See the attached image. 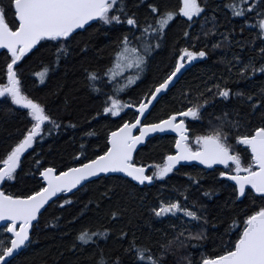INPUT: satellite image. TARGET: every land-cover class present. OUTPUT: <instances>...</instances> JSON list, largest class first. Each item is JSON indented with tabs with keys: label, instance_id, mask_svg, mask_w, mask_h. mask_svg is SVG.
<instances>
[{
	"label": "trees",
	"instance_id": "1",
	"mask_svg": "<svg viewBox=\"0 0 264 264\" xmlns=\"http://www.w3.org/2000/svg\"><path fill=\"white\" fill-rule=\"evenodd\" d=\"M205 2L206 10L192 21L180 14L170 22L160 40L161 46L150 54L140 79L127 87H123L125 80L119 81L123 91L114 92L111 78L106 76L98 82L101 91H95L90 87L85 69L103 72L111 66L119 38L123 33L131 34L135 30V26L126 22L115 26L93 23L86 30L77 32L69 42V51L60 58L58 65L55 60L59 45L55 41H41L27 53L15 66L22 91L44 104L60 127L45 122L43 139H37L22 154L16 178H6L1 188L8 194H30L44 185L40 176L43 168L55 167L64 171L106 151L109 133L125 120H132L138 112V108L126 107L118 116L104 113L103 107L111 102L108 98L114 97L129 105L144 100L150 90H154L153 86L172 70L179 50L184 47L196 51L204 49L208 55L186 68L175 86L156 103L145 122H158L171 112L188 107L189 101L192 104L203 103L206 98L209 104L203 106L201 116L186 119L190 142L220 126L223 114L227 112L229 119L241 121L240 130L231 132L229 143L234 152L241 155L242 164L246 166L250 162V152L243 145H237L235 137L259 126L264 109L257 105L253 112L251 105L260 98V90L264 89V73L257 71L252 75H242L240 68L250 59L254 60L257 68L264 63L260 54V49L264 48V36L258 35V18L253 13L247 17L232 15L226 7L231 0H201V3ZM3 3L7 5L8 0H3ZM181 3L182 0H126V11L134 14L143 28L146 23L155 26V14L149 8L150 4H156L163 12L166 9L178 11ZM8 21L10 25L15 23L11 11L8 12ZM186 31L190 34L188 37L184 36ZM136 35L139 36V31ZM156 42L151 38L153 45ZM9 61L10 53L0 52V84L7 83L6 66ZM46 68L49 71L42 82L36 74ZM135 74V68L122 70L124 76ZM216 85L228 87L232 95L228 99L218 96L213 99ZM209 88L211 92L206 91ZM199 93H204V97L200 98ZM237 93H244V96ZM253 93V100L248 101L247 95ZM32 123L26 108L15 105L7 94L0 97V161L23 138ZM175 140L173 135L150 139L138 150L134 162L149 166L148 173L151 174L155 171L152 165L163 164L164 158L175 152ZM232 168L234 170V164ZM224 170L182 165L167 177L155 179L151 185H139L119 175L93 180L70 195L60 196L42 212L32 229L31 244L12 260V264H97L99 249L104 250L109 261L119 256L122 264H136L134 253H125L133 238L158 252L159 244L181 229L185 234L203 230L204 239L176 247L165 264H187L186 257L193 264H198L202 253H219L225 242L235 239L228 230L234 218L243 217L242 209L252 208L253 200L257 206L264 203L253 192L237 200L234 184L219 176V172ZM209 190L212 194L205 196ZM185 198L186 206L193 207V210L203 209L200 214H206L207 223L203 220L189 223L191 218L180 215L156 217L152 212L161 200L179 199L183 204ZM113 211H118L119 216L113 217ZM104 228L111 229L106 237H97L96 244L81 247L77 240L80 231ZM232 231H235L234 226ZM121 232L127 235L122 237ZM4 238L5 233L0 232V239ZM8 238L10 241L9 234ZM73 244L77 247L73 248Z\"/></svg>",
	"mask_w": 264,
	"mask_h": 264
},
{
	"label": "snow or ice",
	"instance_id": "2",
	"mask_svg": "<svg viewBox=\"0 0 264 264\" xmlns=\"http://www.w3.org/2000/svg\"><path fill=\"white\" fill-rule=\"evenodd\" d=\"M233 16L247 17L253 13L258 18L256 27L258 35L264 36V0H231L226 5ZM126 0H8V4L0 0V48L6 49L10 53V61L7 63V83L0 84V97H10L15 105L23 106L28 110V115L33 123L27 130L23 138L16 143L6 157L0 161V181L14 180L18 167L21 165L22 154L30 149L37 139H43V126L49 122L52 126L59 128L60 125L48 114L44 104L36 99L30 98L22 91L21 79L16 71L17 63L41 41H55L59 47L56 49L55 63H60V58L69 51V42L76 35L78 30H86V26L92 23H101L104 26H115L126 22L127 25L135 26V30L123 33L119 38L116 51L112 54L111 66L101 72L99 69L89 71L85 69L90 87L99 92L97 86L102 77H110L113 91H123L127 87L136 83L140 79V74L150 59V54L159 48L160 40L166 34V29L170 22L182 14L192 21L194 17L201 15L206 10V2L201 0H182L177 10H164L161 12L156 4H150L149 8L155 14L154 25L146 23L140 27L134 14L126 11ZM259 9V11H257ZM11 11L15 20L14 24L8 21V12ZM250 23V21L246 20ZM191 25H189L190 27ZM139 31V36L136 35ZM243 31V29H241ZM154 34V37H153ZM190 34L186 31L184 36ZM151 38L157 42L151 43ZM87 44H85V49ZM261 58H264V48L260 49ZM208 55L207 51H198L191 47H184L179 50L172 70L150 90L149 95L138 104H123L114 97H109L111 101L103 107L104 113L118 116L123 108H138V114L132 120H125L114 131L108 135V147L106 151L96 155L93 159L78 163L76 166L67 167L64 171H59L55 167H45L40 172L43 178V186L38 191L30 194L14 195L6 193L0 188V221L6 223L3 228L5 238L0 239V264H12V259L19 250L31 244L30 229L34 227V221L38 223V217L42 209L49 203L51 198L57 193H69L76 189L78 185L88 182L89 178L97 177L102 173H125L127 177L144 185L145 182H152L158 178L167 177L172 173L181 161H199L201 164L211 168L213 165H224L225 170L219 172L220 177H227L234 181L233 191L236 199L246 197L254 190V194H259L258 199L264 202V112H261L259 126L251 128L235 137L237 145L246 146L250 152V162L242 164L241 155L234 152L229 138L233 130L239 131L241 121L239 119H229L228 113L223 114L224 119L211 133L198 135L195 137V148L190 142L189 128L186 126L187 118H199L204 105L209 104L208 99H203V103L192 104L180 111H174L167 115L165 119L158 122H144L149 111V105L154 101H159L161 95H166L168 91L179 81L180 75L185 70L186 65H191L198 58ZM240 58L237 57V60ZM124 68H135L134 76L122 75ZM49 69L37 73L43 82ZM257 71L264 73V63L259 68L255 66L254 60H249L240 68L242 75H252ZM126 81L123 87L119 86V81ZM216 91L213 96L228 99L231 89L215 86ZM190 91V90H189ZM211 92L212 89H206ZM182 95H184L182 93ZM200 98L204 93L198 94ZM244 96V93H237ZM255 94H248L246 99L253 100ZM186 99V96H185ZM257 105L264 109V89L260 90V98L252 103L253 112L257 110ZM99 115V113H97ZM227 126V129L226 127ZM138 131V135L133 130ZM167 129L174 130L178 137L175 140V152L169 153L164 158L163 164H154L155 169L151 174L146 173L149 166L134 162L133 155L137 151V146L149 136L150 133L164 132ZM50 131V129H49ZM92 134V133H89ZM230 162H232L230 164ZM234 164V170L232 165ZM246 186H251L246 188ZM211 191L204 193L211 195ZM70 201H65L69 203ZM187 199L182 204L179 199L164 201L152 209L156 217L168 215L191 218L188 222H198L203 220L207 223V216L201 215L203 209L193 210V207L186 206ZM252 208L242 209V218L236 217L229 228L230 235L235 239H229L222 246L219 253H202L198 264H264V203L259 206L256 201H252ZM118 211H113V217L119 216ZM235 231H232V227ZM175 228V225H172ZM111 231L109 228L102 230H82L77 235V240L81 242V247L89 244H96L97 237L107 236ZM10 234V241L8 238ZM126 236L127 233L121 232ZM167 236V234H165ZM204 239L203 230L198 232H187L181 229L170 239H166L159 244V251L154 252L152 247L137 243L133 238L129 248L125 253H134L136 264H165L169 254L174 253L176 247H183L187 242ZM201 247L203 245H200ZM73 248L77 245L73 244ZM97 247H99L97 245ZM99 259L97 264H122L119 256L111 261L104 255V250L99 249ZM187 264H193L189 258Z\"/></svg>",
	"mask_w": 264,
	"mask_h": 264
},
{
	"label": "water",
	"instance_id": "3",
	"mask_svg": "<svg viewBox=\"0 0 264 264\" xmlns=\"http://www.w3.org/2000/svg\"><path fill=\"white\" fill-rule=\"evenodd\" d=\"M91 24H93L92 22H90V25ZM88 26H86V28H87ZM79 31H82V30H78L77 32H79ZM3 51H7L6 49H3V48H0V52H3ZM184 72H185V70L183 71V73H182V75L184 74ZM182 75H180V78L182 77ZM179 78V79H180ZM163 95H161L160 96V98L162 97ZM160 100V99H159ZM156 103H157V101H154L153 102V104L152 105H149V111H148V113H147V116H146V118L148 117V115H149V113L151 112V110L153 109V107L156 105ZM142 119L145 121V118L144 117H142ZM187 126V125H186ZM134 131V134H136V135H138L139 133H138V131L137 130H133ZM167 134H169V135H174V136H176V138L178 137V134L174 131V130H172V129H167V130H165L164 132H156V133H150L149 134V136L148 137H146L145 138V140L141 143V145H138L137 146V151L134 153V155H133V158H134V156L136 155V153L138 152V150L140 149V148H142L143 146H145V144L150 140V139H152V138H154V137H156V136H158V135H167ZM244 146V145H243ZM246 147V146H245ZM181 165H196V166H199V167H202V168H205V169H214V168H219V167H224V165H213L211 168H209L208 166H205V165H203V164H201L199 161H181L180 162V164L179 165H177V167H180ZM176 167V168H177ZM57 173H58V171H57ZM146 173L148 174V172H147V169H146ZM110 175H119V176H122V177H125V178H128V179H130V180H132L130 177H127V175L125 174V173H121V172H117V173H102V174H99V176H98V178H100V177H103V176H110ZM42 178V177H41ZM97 177H92V178H89V180H88V182H86V183H84V182H82L83 183V186L85 185V184H87V183H89V182H91V181H93V180H96V179H98ZM226 179H228L227 177H225ZM229 180V179H228ZM42 181H43V178H42ZM132 181H134V180H132ZM230 181V180H229ZM1 182L2 181H0V188H1ZM135 183H137V184H139L138 182H136V181H134ZM231 183H233V184H235V182L234 181H230ZM43 183H46V182H44L43 181ZM153 183V181L152 182H145V184H147V185H151ZM144 184V185H145ZM140 185V184H139ZM83 186H80V185H78L77 186V188L76 189H73V190H71V192H69V193H57V196L56 197H53V198H51V200L49 201V203L48 204H46L45 205V207H44V209H42V211H41V214H42V212L53 202V201H55L57 198H59L61 195H69V194H72V193H74V192H76L77 190H79L81 187H83ZM251 186H246V188H250ZM253 192H254V190H253ZM256 195H258L259 196V194H256ZM244 198V197H243ZM243 198H240L239 200H241V199H243ZM41 214L39 215V217H38V220H39V218H40V216H41ZM34 223V225L37 223L36 221H34L33 222ZM4 225H6V223L4 222V221H0V228H2ZM33 229V228H32ZM32 229H30V238H31V233H32ZM25 248H23L22 250H19L18 251V253L17 254H15V256H14V258L13 259H15L23 250H24ZM12 259V260H13Z\"/></svg>",
	"mask_w": 264,
	"mask_h": 264
},
{
	"label": "rangeland",
	"instance_id": "4",
	"mask_svg": "<svg viewBox=\"0 0 264 264\" xmlns=\"http://www.w3.org/2000/svg\"><path fill=\"white\" fill-rule=\"evenodd\" d=\"M125 109H126V108H123L122 111L125 110ZM191 143H192V146L195 148V146H196V145H195V138L191 141ZM5 227H6V225L3 226V227L0 229V232L4 233L3 228H5Z\"/></svg>",
	"mask_w": 264,
	"mask_h": 264
}]
</instances>
